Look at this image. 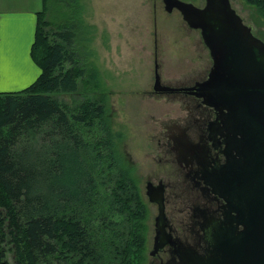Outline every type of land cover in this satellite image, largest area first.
Here are the masks:
<instances>
[{
	"label": "trees",
	"instance_id": "16d2710c",
	"mask_svg": "<svg viewBox=\"0 0 264 264\" xmlns=\"http://www.w3.org/2000/svg\"><path fill=\"white\" fill-rule=\"evenodd\" d=\"M264 17V0H247ZM64 6V7H63ZM80 0H44L38 79L0 92V264H145L149 207Z\"/></svg>",
	"mask_w": 264,
	"mask_h": 264
},
{
	"label": "flooded vegetation",
	"instance_id": "af4514ba",
	"mask_svg": "<svg viewBox=\"0 0 264 264\" xmlns=\"http://www.w3.org/2000/svg\"><path fill=\"white\" fill-rule=\"evenodd\" d=\"M182 19L188 37L202 53L201 63L180 81L163 82L156 52L155 79L158 71L159 80L154 79L146 95L179 105L181 115L177 123L162 125L159 143L163 160L159 169L150 170L146 177L144 197L154 212L152 249L146 264H182V253L191 249L203 255L208 249L207 222L223 219L226 214L237 215L227 198L226 181L231 169L236 171L239 163L247 162L250 153H242L236 140L243 135L252 139L259 130L242 116L247 124L239 126L238 115L235 117L224 99L219 94L217 99L210 95L207 84L214 59L202 31ZM243 20L264 42L254 26ZM262 143L264 137L260 135L255 144L259 147Z\"/></svg>",
	"mask_w": 264,
	"mask_h": 264
},
{
	"label": "rangeland",
	"instance_id": "374dc122",
	"mask_svg": "<svg viewBox=\"0 0 264 264\" xmlns=\"http://www.w3.org/2000/svg\"><path fill=\"white\" fill-rule=\"evenodd\" d=\"M198 7L204 0H184ZM86 23L94 28L91 45L110 100L114 129L124 135L122 152L136 170L144 197L146 177L159 169L160 131L164 123H177L181 108L148 95L155 79L159 54L163 82L180 81L200 68V53L175 10L168 13L162 0H80ZM240 15L264 38V17L247 0H232ZM64 7V6H63ZM157 50V51H156ZM13 91L0 85V92ZM17 91V90H16ZM154 212L149 209L146 263L152 249ZM145 263V264H146Z\"/></svg>",
	"mask_w": 264,
	"mask_h": 264
},
{
	"label": "water",
	"instance_id": "95a60500",
	"mask_svg": "<svg viewBox=\"0 0 264 264\" xmlns=\"http://www.w3.org/2000/svg\"><path fill=\"white\" fill-rule=\"evenodd\" d=\"M162 1L168 13L180 11L191 27L202 31L215 62L207 84L213 99L217 94L224 99L238 115L239 126L247 124L245 118L259 127L252 139L243 135L236 140L242 153H250L247 162L231 169L226 181L227 198L237 215L208 221V249L203 255L185 250L181 263L264 264V144H255L260 135L264 137V42L244 23L231 0H206L203 8L183 0Z\"/></svg>",
	"mask_w": 264,
	"mask_h": 264
},
{
	"label": "crops",
	"instance_id": "0c3cea01",
	"mask_svg": "<svg viewBox=\"0 0 264 264\" xmlns=\"http://www.w3.org/2000/svg\"><path fill=\"white\" fill-rule=\"evenodd\" d=\"M43 8L44 0H0V85L8 92L29 87L41 74L31 50Z\"/></svg>",
	"mask_w": 264,
	"mask_h": 264
}]
</instances>
